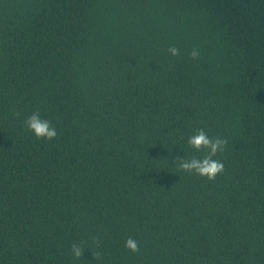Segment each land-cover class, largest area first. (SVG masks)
I'll list each match as a JSON object with an SVG mask.
<instances>
[{"label":"trees","instance_id":"1","mask_svg":"<svg viewBox=\"0 0 264 264\" xmlns=\"http://www.w3.org/2000/svg\"><path fill=\"white\" fill-rule=\"evenodd\" d=\"M0 264H264V0H0Z\"/></svg>","mask_w":264,"mask_h":264},{"label":"clouds","instance_id":"2","mask_svg":"<svg viewBox=\"0 0 264 264\" xmlns=\"http://www.w3.org/2000/svg\"><path fill=\"white\" fill-rule=\"evenodd\" d=\"M172 56H179L180 50L171 46L168 49ZM190 56L192 59H199L200 52L199 49L194 48ZM19 116V113H17ZM28 131L32 132L37 139H47L49 141L55 139L58 135L56 128L51 124L50 121L42 119L39 112L33 113L25 121ZM190 148L197 152L204 151L205 155L201 157L192 156L191 158L177 157V164L183 172L189 174H196L201 177L207 178L209 181H214L218 175L223 174L225 171V166L222 161L214 159L218 153H222L227 147L228 140L221 139L220 137H209L208 134L203 129H198L193 135L188 138L187 141ZM99 245V241H93ZM125 247L133 253H138L140 251L138 242L129 237L125 242ZM85 248L83 243H73L71 245V255L74 259L79 260L83 258ZM95 258H98V253L93 252Z\"/></svg>","mask_w":264,"mask_h":264}]
</instances>
